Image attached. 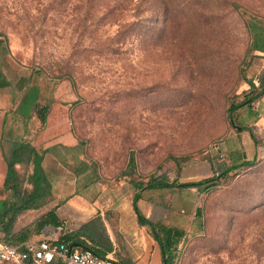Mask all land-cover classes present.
<instances>
[{"label":"rangeland","instance_id":"1","mask_svg":"<svg viewBox=\"0 0 264 264\" xmlns=\"http://www.w3.org/2000/svg\"><path fill=\"white\" fill-rule=\"evenodd\" d=\"M0 37L62 87L104 180L183 179L264 80V0H0ZM246 103L258 161L205 193L176 264H264V94Z\"/></svg>","mask_w":264,"mask_h":264},{"label":"crops","instance_id":"2","mask_svg":"<svg viewBox=\"0 0 264 264\" xmlns=\"http://www.w3.org/2000/svg\"><path fill=\"white\" fill-rule=\"evenodd\" d=\"M6 47L0 37L2 241L24 246L58 239L65 231L76 230L97 217L111 244V251L104 258L115 264H162V249L153 234L170 243L175 255L187 234L199 232L202 224L198 210L206 190L177 185L211 178L227 170L232 173L240 165L258 161L260 153L252 130L237 131L229 126L226 134L204 151L202 159L186 167L183 179L150 178L143 183L138 174L129 175L127 181L104 180L88 157L86 145L71 129V106L61 97L62 87L18 64ZM17 143H28L42 155L40 165L51 194L47 203L37 209L21 208L33 190L27 179L31 168L23 175L22 167L15 165L19 177L6 183L5 159ZM195 175L200 178L194 179ZM158 183L165 186L158 187ZM135 207L145 223L138 221ZM111 210L115 216L108 214ZM50 211H54L61 226L44 224Z\"/></svg>","mask_w":264,"mask_h":264},{"label":"trees","instance_id":"3","mask_svg":"<svg viewBox=\"0 0 264 264\" xmlns=\"http://www.w3.org/2000/svg\"><path fill=\"white\" fill-rule=\"evenodd\" d=\"M254 51H258L264 53V49L262 47L254 48ZM259 86H255V83L249 81L248 85L250 91L248 94H244L245 97L243 102L240 104H231L227 109L228 119L230 122L231 127L236 126L239 122L236 118L237 116L235 113L244 108L247 105L246 102H252L253 100L257 99L261 94H264V80H259ZM258 89V92L256 90ZM43 122V118H41ZM232 122V124H231ZM242 130H248L249 127L241 126ZM204 155V154H203ZM203 155L200 159H202ZM6 166H7V174H6V183L10 181H15L18 179V173L15 169V165H20L22 167V174H28L29 168H31V173L27 177L29 181H31L33 185V190L31 195L27 197L24 201V205L21 206L22 209H37L44 206L47 203V198L51 194L50 185L42 171L41 162H42V155L40 152H37L33 147H31L28 143H17L10 156L5 159ZM132 162V160H130ZM255 163V162H254ZM252 164H244L240 165L230 173V170L224 171L219 175H214L211 178L201 179L196 182H189L184 184L177 185L178 187H194L199 188L203 187L206 192L210 191L211 189L217 187L219 183L226 177L231 174L237 173L240 169L245 167H250ZM158 187L165 186L163 183H158ZM136 209V207H135ZM136 214L138 217V221L140 223H145L143 217L136 209ZM198 214L201 216V211L198 210ZM202 218V217H201ZM44 224H51L55 227L61 226V223L58 222L54 211H50L48 214L45 215ZM99 218H93L86 222L85 224L81 225L78 229L73 231H65L62 233L58 239L57 243L63 244L68 248L71 247L73 244H79L85 249L90 250L94 255L104 258L110 251H111V244L109 239L105 235L104 228L102 223H100ZM150 227L153 232H155L154 225L150 224ZM156 241L160 244L162 249V264H172L174 254L172 255V245L170 243L162 242L159 237L153 234ZM73 250L79 251L81 249L72 248Z\"/></svg>","mask_w":264,"mask_h":264},{"label":"built area","instance_id":"4","mask_svg":"<svg viewBox=\"0 0 264 264\" xmlns=\"http://www.w3.org/2000/svg\"><path fill=\"white\" fill-rule=\"evenodd\" d=\"M61 229H58L60 232ZM0 263L5 264H115L109 258H101L90 250H73L57 239L43 240L24 246L0 240ZM176 264V263H172Z\"/></svg>","mask_w":264,"mask_h":264},{"label":"water","instance_id":"5","mask_svg":"<svg viewBox=\"0 0 264 264\" xmlns=\"http://www.w3.org/2000/svg\"><path fill=\"white\" fill-rule=\"evenodd\" d=\"M231 124H232V122H231ZM233 128L236 129L237 131H241V130H242L240 127H237V126H233ZM71 248H81V249H84V250H88V249L83 248V247L80 246L79 244H73V245L71 246Z\"/></svg>","mask_w":264,"mask_h":264}]
</instances>
